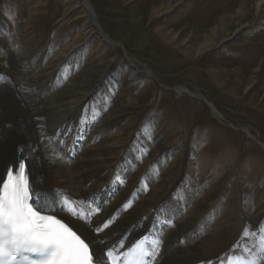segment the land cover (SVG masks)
Masks as SVG:
<instances>
[{
	"label": "rangeland",
	"instance_id": "obj_1",
	"mask_svg": "<svg viewBox=\"0 0 264 264\" xmlns=\"http://www.w3.org/2000/svg\"><path fill=\"white\" fill-rule=\"evenodd\" d=\"M153 2L89 0L104 34L121 42L139 63L155 71L159 83L146 77L142 83L130 86V70L119 65L120 52L110 45L103 47L95 33L77 37L76 30L85 16L81 15V9H70L62 0H0V67L7 71L12 51L20 53L24 45L39 43L45 54L55 42H63V47L71 44L80 47L90 42L83 57L87 60L93 55H103L113 62L109 88L116 86L115 80H123L126 85L119 94L107 90L108 99L117 104V115L123 119L118 130L121 136L115 145L117 152L126 153L134 147L131 142L144 135L166 136L168 142L173 140L176 145L172 155L157 167V181L167 183L158 194L170 196L173 183L181 181L188 170L189 159L193 162L195 185L210 178L206 195L198 199L200 214L207 215L214 202H221L222 211L230 196L235 205L250 196L255 207L249 216L262 215L264 149L239 128L249 127L264 142V24L260 20L264 4L258 8V0H180L170 13L154 15ZM162 29H168L166 36H174L173 40L158 39L156 32ZM238 30L244 34L237 33ZM179 86L202 93L224 114L225 120L213 117L202 100L172 90ZM81 145L82 142L75 143L77 148ZM203 157L208 166L201 173L204 178L197 180L198 161ZM156 159L158 156L151 157V153L141 158L132 189L141 191L143 176ZM127 184L128 181L120 185L126 188ZM150 185L145 183L143 192L152 193ZM128 199L136 201L130 196L125 200ZM187 204L186 211L193 205ZM240 213L235 230L225 234L206 257L221 256L239 240L248 241L242 235L247 227L252 228L250 237L253 235L259 222L247 223ZM210 217L217 219L212 213ZM163 224L166 225L164 221ZM258 234L264 239L261 232Z\"/></svg>",
	"mask_w": 264,
	"mask_h": 264
},
{
	"label": "bare ground",
	"instance_id": "obj_2",
	"mask_svg": "<svg viewBox=\"0 0 264 264\" xmlns=\"http://www.w3.org/2000/svg\"><path fill=\"white\" fill-rule=\"evenodd\" d=\"M62 1L70 5V9H81V15L85 16L76 30L77 37L95 33L100 36L103 47L110 45L120 52L119 65L130 70V86L142 83L146 77L159 83L155 71L139 63L123 48L121 42L100 31L97 25L99 20L93 14L95 10L89 8L84 0ZM179 1L154 0L151 14L170 13ZM263 4L264 0H258V8ZM260 20L263 25L264 14ZM167 31H157V38L173 40L174 36H166ZM62 44L55 42L45 54L40 51L39 43H32L31 47L24 45L20 53L12 51L7 71L0 67V178L5 176L9 167H16L22 156L27 162L30 182L39 196L35 200L40 210L55 212L66 219L91 242L98 258H101L104 249L118 240L126 238L128 244L143 233L150 232L162 238L156 264H219L230 249V255L244 254L251 261L257 260L262 239L259 238V232L251 237H243V240L248 241L236 242L238 248L231 246L221 256L206 257L225 234L235 230L234 223L240 220V212L247 223L258 221V227H264V220L261 219L264 213L256 217L249 216L255 207L253 198L246 196L235 205L230 196L227 199L229 203L223 206L222 211L221 202H214L211 210L203 216L197 210L198 199L206 195L210 178L201 185H195L193 162L189 159L188 170L181 181L173 183L170 196H160L159 191L167 183L165 180L161 183L157 181V167L160 166L159 162L163 163L166 157L172 155L176 146L174 141L168 142L167 137L161 135L139 136V139L135 138L131 142L134 147L127 149L126 153H118L115 145L121 136L118 130L123 119L117 115V104L108 97L109 92L119 94L125 82L115 80L116 86L109 88L112 86L109 80L113 62L101 54L86 60L83 56L90 49V42L86 41L80 47L72 44L63 47ZM172 90L202 100L213 117L225 120L224 114L202 93L193 92L184 86ZM239 129L253 140L256 139L264 149V142L252 134L249 127ZM76 142H82V147H75ZM149 153L151 157L158 156V159L153 160L152 169L143 176L139 188L141 191H137L131 187L132 181L137 180L134 173L139 169L137 167L141 158L145 159ZM206 162L208 160L204 157L198 161L200 168L197 180L204 178L202 172L207 169ZM126 181L127 187L122 188L120 184ZM145 183L152 184V193L143 192ZM127 196L136 200L133 201L134 207L128 210L123 208V204L129 200H125ZM63 197L75 200L81 206L79 208H85L86 203L93 202L102 208V213L95 214L92 222L74 219L66 210ZM190 202L193 205L186 211L184 205ZM210 213L217 219L210 220L213 219ZM202 216L204 218L199 220ZM112 217L114 222L110 227L96 232L106 218ZM222 226L227 228L223 229ZM206 230L208 234L202 238ZM245 230L249 234L252 232L251 227ZM261 234L264 236V233ZM207 237H210L209 240H206Z\"/></svg>",
	"mask_w": 264,
	"mask_h": 264
},
{
	"label": "snow or ice",
	"instance_id": "obj_3",
	"mask_svg": "<svg viewBox=\"0 0 264 264\" xmlns=\"http://www.w3.org/2000/svg\"><path fill=\"white\" fill-rule=\"evenodd\" d=\"M29 169L24 162L9 167L0 178V264H100L94 261V250L63 219L54 214L41 215L30 201L38 200L34 184L29 182ZM99 211V209H96ZM108 225H105L107 227ZM102 231V229H96ZM264 233V227H257L253 234ZM243 236H248L245 230ZM133 242L128 245L119 264H156L162 241ZM257 260L240 264H264V239ZM115 247V246H113ZM239 245H233L238 248ZM232 249L221 259V264H233ZM30 259L25 261V257ZM112 252L104 254V264H111Z\"/></svg>",
	"mask_w": 264,
	"mask_h": 264
},
{
	"label": "water",
	"instance_id": "obj_4",
	"mask_svg": "<svg viewBox=\"0 0 264 264\" xmlns=\"http://www.w3.org/2000/svg\"><path fill=\"white\" fill-rule=\"evenodd\" d=\"M88 5H89V8H92V6H91V4L89 3V0H84ZM93 9V8H92ZM93 14L95 15V13L93 12ZM98 25V24H97ZM99 27V29H100V31L102 32V33H104L103 32V30H102V28L100 27V25H98ZM155 79H157V78H155ZM158 81V80H157Z\"/></svg>",
	"mask_w": 264,
	"mask_h": 264
}]
</instances>
